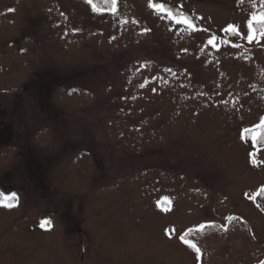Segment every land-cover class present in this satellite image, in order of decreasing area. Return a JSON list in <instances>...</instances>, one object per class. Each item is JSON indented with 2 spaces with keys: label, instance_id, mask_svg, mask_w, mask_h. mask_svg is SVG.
I'll return each instance as SVG.
<instances>
[{
  "label": "rangeland",
  "instance_id": "obj_1",
  "mask_svg": "<svg viewBox=\"0 0 264 264\" xmlns=\"http://www.w3.org/2000/svg\"><path fill=\"white\" fill-rule=\"evenodd\" d=\"M93 4L0 0V264H199L233 216L264 246V0Z\"/></svg>",
  "mask_w": 264,
  "mask_h": 264
},
{
  "label": "trees",
  "instance_id": "obj_2",
  "mask_svg": "<svg viewBox=\"0 0 264 264\" xmlns=\"http://www.w3.org/2000/svg\"><path fill=\"white\" fill-rule=\"evenodd\" d=\"M93 0L97 7L105 8L110 0ZM261 129H258L260 133ZM258 146L264 144V136H258ZM259 206L264 210V191H259ZM189 228L187 239L201 249L199 264H251L255 255L264 253V246L252 235L249 225L238 216H233L221 225L213 222L202 230ZM191 230V231H189ZM183 233V234H184Z\"/></svg>",
  "mask_w": 264,
  "mask_h": 264
},
{
  "label": "snow or ice",
  "instance_id": "obj_3",
  "mask_svg": "<svg viewBox=\"0 0 264 264\" xmlns=\"http://www.w3.org/2000/svg\"><path fill=\"white\" fill-rule=\"evenodd\" d=\"M88 3L92 4L93 0H88ZM116 3H117V0H111L113 12H115V10H116ZM160 8H161V10H163V6H160ZM93 10H96V6L94 4H93ZM9 11H12V10L10 9ZM168 16L171 19L176 20V23H178V24L184 23V24H187L190 28H194V25L187 18L177 17V16L173 15V13L171 11H168ZM254 23L260 25L259 35L264 37V12H262L260 14L253 13L251 19L248 20V22H247V27H248L247 39L249 40V42H252L257 35V30L253 27ZM228 30L231 31L233 34L239 35V30L233 25H229ZM209 43L213 44V46H215L213 40H210ZM256 129L264 130V119H261L259 124L255 125L253 129H248V128L244 129V132L245 133H249L250 131L255 132ZM258 136H264V131H261L258 134L252 135L251 139H252L253 145H255L257 143ZM250 155H254V153H250ZM252 162H253V164L257 163V161H255V160H253ZM261 191H264V188H262ZM252 198L255 199V197H252ZM17 203H18V196L16 193L13 192L10 195H4L3 193H0V207L12 208V207L16 206ZM159 204H160V202H158V206H159ZM257 206L259 207V205H257ZM229 219H231V218H229ZM50 224H51V221L46 219V220L42 221L41 227H46ZM204 227H205V225L201 224L199 226L198 230H202ZM189 231H191V230H189ZM188 235H189V233L186 232L180 236V239L189 248H192L196 252L197 259H199L201 249L192 240L186 238Z\"/></svg>",
  "mask_w": 264,
  "mask_h": 264
}]
</instances>
